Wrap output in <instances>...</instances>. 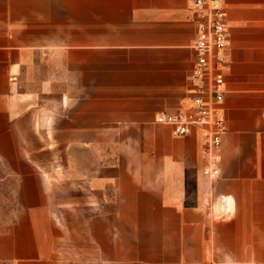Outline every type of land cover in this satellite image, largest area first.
<instances>
[{
	"label": "crops",
	"instance_id": "0c3cea01",
	"mask_svg": "<svg viewBox=\"0 0 264 264\" xmlns=\"http://www.w3.org/2000/svg\"><path fill=\"white\" fill-rule=\"evenodd\" d=\"M225 5L213 181L198 132L156 123L188 102V0H0V160L18 176L0 264H264V0Z\"/></svg>",
	"mask_w": 264,
	"mask_h": 264
},
{
	"label": "built area",
	"instance_id": "2783aa9c",
	"mask_svg": "<svg viewBox=\"0 0 264 264\" xmlns=\"http://www.w3.org/2000/svg\"><path fill=\"white\" fill-rule=\"evenodd\" d=\"M188 11L197 29L188 102L176 113L157 115L156 123L169 126L176 137L198 132L205 162L202 174L214 181L221 175L226 132L225 69L230 43L227 10L225 0H188Z\"/></svg>",
	"mask_w": 264,
	"mask_h": 264
},
{
	"label": "rangeland",
	"instance_id": "374dc122",
	"mask_svg": "<svg viewBox=\"0 0 264 264\" xmlns=\"http://www.w3.org/2000/svg\"><path fill=\"white\" fill-rule=\"evenodd\" d=\"M17 181L11 167L0 160V231H7L15 220Z\"/></svg>",
	"mask_w": 264,
	"mask_h": 264
}]
</instances>
